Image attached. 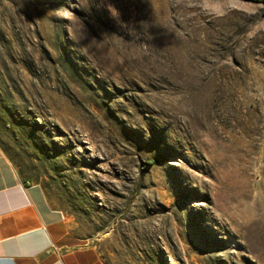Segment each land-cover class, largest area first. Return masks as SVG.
Returning <instances> with one entry per match:
<instances>
[{"label":"rangeland","instance_id":"1","mask_svg":"<svg viewBox=\"0 0 264 264\" xmlns=\"http://www.w3.org/2000/svg\"><path fill=\"white\" fill-rule=\"evenodd\" d=\"M0 0V145L107 264H264V3Z\"/></svg>","mask_w":264,"mask_h":264},{"label":"crops","instance_id":"2","mask_svg":"<svg viewBox=\"0 0 264 264\" xmlns=\"http://www.w3.org/2000/svg\"><path fill=\"white\" fill-rule=\"evenodd\" d=\"M0 145V264H107Z\"/></svg>","mask_w":264,"mask_h":264},{"label":"clouds","instance_id":"3","mask_svg":"<svg viewBox=\"0 0 264 264\" xmlns=\"http://www.w3.org/2000/svg\"><path fill=\"white\" fill-rule=\"evenodd\" d=\"M189 7L202 6L204 8L214 7V5L209 3V0H187Z\"/></svg>","mask_w":264,"mask_h":264},{"label":"trees","instance_id":"4","mask_svg":"<svg viewBox=\"0 0 264 264\" xmlns=\"http://www.w3.org/2000/svg\"><path fill=\"white\" fill-rule=\"evenodd\" d=\"M254 1H257V2H262V3H264V0H254Z\"/></svg>","mask_w":264,"mask_h":264},{"label":"built area","instance_id":"5","mask_svg":"<svg viewBox=\"0 0 264 264\" xmlns=\"http://www.w3.org/2000/svg\"><path fill=\"white\" fill-rule=\"evenodd\" d=\"M28 184H30V182H28Z\"/></svg>","mask_w":264,"mask_h":264}]
</instances>
